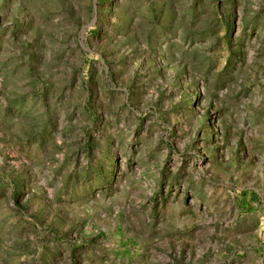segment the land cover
<instances>
[{
	"label": "rangeland",
	"instance_id": "obj_1",
	"mask_svg": "<svg viewBox=\"0 0 264 264\" xmlns=\"http://www.w3.org/2000/svg\"><path fill=\"white\" fill-rule=\"evenodd\" d=\"M0 264H264V0H0Z\"/></svg>",
	"mask_w": 264,
	"mask_h": 264
}]
</instances>
